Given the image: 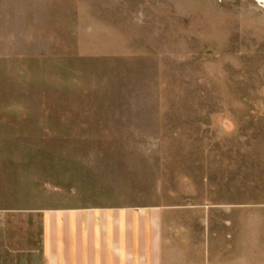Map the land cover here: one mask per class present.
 <instances>
[{
	"label": "rangeland",
	"instance_id": "rangeland-1",
	"mask_svg": "<svg viewBox=\"0 0 264 264\" xmlns=\"http://www.w3.org/2000/svg\"><path fill=\"white\" fill-rule=\"evenodd\" d=\"M105 204L264 264V3L0 0V264H52L48 218Z\"/></svg>",
	"mask_w": 264,
	"mask_h": 264
},
{
	"label": "crops",
	"instance_id": "crops-1",
	"mask_svg": "<svg viewBox=\"0 0 264 264\" xmlns=\"http://www.w3.org/2000/svg\"><path fill=\"white\" fill-rule=\"evenodd\" d=\"M173 207L105 204L50 216L52 264L222 263L209 234L197 238ZM60 218V219H59ZM205 229V227H204Z\"/></svg>",
	"mask_w": 264,
	"mask_h": 264
},
{
	"label": "bare ground",
	"instance_id": "bare-ground-1",
	"mask_svg": "<svg viewBox=\"0 0 264 264\" xmlns=\"http://www.w3.org/2000/svg\"><path fill=\"white\" fill-rule=\"evenodd\" d=\"M262 3H264V0H260Z\"/></svg>",
	"mask_w": 264,
	"mask_h": 264
}]
</instances>
